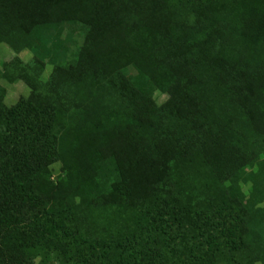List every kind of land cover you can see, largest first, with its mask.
<instances>
[{"label":"trees","instance_id":"obj_1","mask_svg":"<svg viewBox=\"0 0 264 264\" xmlns=\"http://www.w3.org/2000/svg\"><path fill=\"white\" fill-rule=\"evenodd\" d=\"M0 33L33 53L0 80L80 68L0 84V264H264V0H0Z\"/></svg>","mask_w":264,"mask_h":264},{"label":"rangeland","instance_id":"obj_2","mask_svg":"<svg viewBox=\"0 0 264 264\" xmlns=\"http://www.w3.org/2000/svg\"><path fill=\"white\" fill-rule=\"evenodd\" d=\"M4 35L5 33H0V69L4 63L10 62L16 57H19L21 60H23L24 63H28L31 60L33 53L26 51L19 55L16 54V52L5 43ZM75 38V40H77L79 44H82L83 40L85 39V37L83 39V36H76ZM63 39L65 41H68V43L72 45V48L76 47L73 42L69 41V29L67 28L63 35ZM82 62L85 64L84 61ZM79 70L80 68L78 66L69 69L65 68L62 70L57 67L55 68L51 64H47L44 73L37 80V82H28L26 80H21L16 77H12V79L2 78L0 80V84L7 90L5 103L8 106H12L16 104L21 97H26L30 100H36L38 97H41L44 102H57L60 94H63L64 91L67 92L69 90L70 82L63 84L64 87H62L57 84L56 79H62V81H64L65 79L73 78ZM54 71L55 73H60L54 75ZM53 75L55 77L52 78L51 76ZM166 98L167 97L165 94H156V101L159 104L165 102ZM61 174L62 173H60V167L58 165H55L53 179H58V176H60ZM242 255L243 257H245L246 264H262L258 259L254 257L253 249L250 247L244 248ZM36 264H38V261H36Z\"/></svg>","mask_w":264,"mask_h":264}]
</instances>
